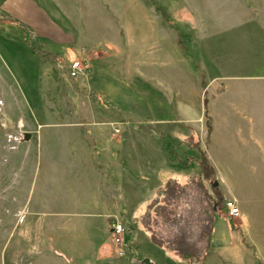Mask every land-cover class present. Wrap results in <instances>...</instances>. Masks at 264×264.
<instances>
[{"label": "rangeland", "instance_id": "rangeland-1", "mask_svg": "<svg viewBox=\"0 0 264 264\" xmlns=\"http://www.w3.org/2000/svg\"><path fill=\"white\" fill-rule=\"evenodd\" d=\"M53 1L61 16H69L68 23L79 20V26H75L76 37L80 47L86 49L85 56L75 48L70 55L60 52L63 60L47 61L39 58L37 52L41 48L31 34L25 32L15 40L9 35L0 37V264H3L5 240L3 180L9 179L10 174L12 178L14 169L19 162H25L29 150L32 166H47L50 156L44 141L41 148L37 140L40 132H75L82 138L90 132L99 149L103 132L117 137L141 131L136 139L147 141L149 137L142 133H151L169 151L172 162L186 164V172H192L199 169L193 164L192 153L199 150L201 160L209 142L207 124L210 128L212 124L215 137L220 140L216 147L209 148L215 160L222 164L217 173L218 182L214 179L216 185L220 182L226 195L228 184L232 185L231 190L255 195L250 197L248 208L244 207L248 213L241 228L238 218L230 219L225 211L220 214L232 230L246 233L245 237L258 251L253 252L255 264H264V198L261 195V192L264 194V168L253 165L251 170L229 171L227 162L244 166L247 157L224 139L236 133L264 134V108L252 109L258 121L253 123V117L249 118L242 106L240 109L224 103L231 97L223 98L222 93L232 83L222 79L211 81L218 74H227L235 64L242 67L243 62L254 76H264V0ZM1 20L5 19L0 15ZM3 45L7 49L3 50ZM26 48L36 54L40 66L27 60ZM73 63H79V71L71 78L69 69ZM15 64L24 66L25 70L16 69ZM249 85L256 103L264 100V80L252 81ZM169 87L170 99L165 98L164 106L162 90ZM184 99L187 105L194 103L198 110L204 106L203 116L192 124L172 121L176 104ZM236 114L246 118L250 126ZM154 115H164L171 123L155 124ZM17 174L19 179L24 172L17 171ZM31 179L34 185L39 184L33 173ZM204 188L206 193H211L210 184L206 183ZM178 193L176 186L170 185L165 201L180 197ZM32 194L33 190L30 198ZM156 212L163 215L165 208H158ZM159 219L150 221L148 226L149 233L158 239L163 236L158 233ZM222 221L221 218L218 223L225 228ZM121 223L129 246L131 227L124 221ZM139 241L138 264L151 244L143 236ZM237 252L234 255L238 263ZM244 254L242 264H253L252 255Z\"/></svg>", "mask_w": 264, "mask_h": 264}, {"label": "crops", "instance_id": "crops-1", "mask_svg": "<svg viewBox=\"0 0 264 264\" xmlns=\"http://www.w3.org/2000/svg\"><path fill=\"white\" fill-rule=\"evenodd\" d=\"M59 10L53 0H3L0 3V15L5 20L0 21V37L9 35L15 40L23 37L26 32L36 38L41 48L39 51L55 55L60 60L64 59L60 52L70 55L75 48L85 56L86 49L80 47L76 37L75 26L77 27L79 20L68 23L69 16H61ZM3 46V50L8 47ZM43 46L46 50H43ZM25 55L32 65L35 63L37 67L40 66L36 54H31L26 48ZM14 67L25 70L24 66ZM252 75L250 67H245L243 62L242 67L239 63L235 64L227 74H218L211 81L222 79L232 83L222 93L223 98L226 95L231 97L224 103L240 109L239 106H242L247 116L253 117V123L256 124L258 121H255L254 110L264 108V100L256 103L249 84L264 80V76ZM162 93L163 100L170 99V87L162 90ZM186 103L184 99L182 103L179 101L176 104V113L172 118L174 123L192 124L203 116L204 106L202 110H198L194 103ZM155 106L154 109L157 108ZM160 116L162 117L152 116L153 123H171L166 116ZM238 116L236 114L241 122L250 126L246 118ZM139 132H128L125 136L117 137L103 132L98 142L100 149L94 144V134L90 132L85 138L75 132H40L37 140L40 141L41 148V142L44 141L46 153L50 156L47 166H32V161L29 163L32 151L29 150L25 162H19L18 168L14 169L12 178L10 174L9 179L3 180V264H136L139 253L137 244L142 236L151 244L149 252L141 256L140 264L145 259L150 264H242L244 253H250L252 257L253 252L258 253L255 245L245 237L246 233L243 230H232L221 214H216L209 249L200 262L185 260L164 246L151 242L148 226L150 221L157 220L159 216H156V209L165 206L164 189L167 185L185 187L196 178L202 179L198 164L200 151L195 150L191 155L193 164H197L199 169L186 172L187 165L172 162L169 151L160 145L153 134L142 133L149 137L147 141L136 139ZM260 133L224 136L228 143L232 142L231 146L240 150L243 157H247L244 166L240 164L237 167L231 161L227 162L229 171L251 170L253 165L263 170L264 148H261V144L264 145V134ZM219 141L211 124L204 157L213 169L217 182V173L222 164L215 160L209 148L216 147ZM222 145L226 148V144ZM252 157L255 160H251ZM17 171L24 172L19 179ZM32 173L39 180L38 185L30 180ZM217 185L223 199L233 200L238 207L240 216L237 221L241 228L242 220L247 219L248 212L245 208H248L250 197L255 198V195L247 194L249 191L242 193L231 190V184L226 185V195L220 182ZM210 192L207 195L211 196L212 191ZM261 195L264 198L263 192ZM261 195L258 197L261 198ZM221 218L225 228L218 223ZM113 221H124L131 227L129 246L123 257L115 254L109 238ZM125 236L127 242L126 232ZM235 251H238V263ZM255 262L253 257V264Z\"/></svg>", "mask_w": 264, "mask_h": 264}, {"label": "trees", "instance_id": "trees-1", "mask_svg": "<svg viewBox=\"0 0 264 264\" xmlns=\"http://www.w3.org/2000/svg\"><path fill=\"white\" fill-rule=\"evenodd\" d=\"M37 53L43 60H60L57 56L46 52ZM207 122L209 123V118ZM207 127V138H209L211 128L209 124ZM198 164L202 179L196 178L185 187L175 185L180 197L166 200L165 206L162 207L165 208L164 214L156 215L161 219H159L158 233L159 236L162 234L163 236L158 239L157 235L152 233L150 237L153 244L164 246L179 257L195 262H200L209 249L210 234L216 214L225 211L222 205L223 197L214 181L213 169L208 165L204 155ZM206 183L211 186L212 196L206 193L204 188ZM170 185L168 184L164 189L165 195Z\"/></svg>", "mask_w": 264, "mask_h": 264}, {"label": "built area", "instance_id": "built-area-1", "mask_svg": "<svg viewBox=\"0 0 264 264\" xmlns=\"http://www.w3.org/2000/svg\"><path fill=\"white\" fill-rule=\"evenodd\" d=\"M79 71V64L73 63L69 69V75L71 78L77 76ZM225 212L230 219H236L240 216V211L235 202L226 200L224 203ZM110 238L114 248L115 254L119 257H123L128 249L126 242L125 229L120 221H113L111 223Z\"/></svg>", "mask_w": 264, "mask_h": 264}, {"label": "water", "instance_id": "water-1", "mask_svg": "<svg viewBox=\"0 0 264 264\" xmlns=\"http://www.w3.org/2000/svg\"><path fill=\"white\" fill-rule=\"evenodd\" d=\"M28 138V137H27ZM143 264H150L149 263V261L147 260V259H145L144 261H143Z\"/></svg>", "mask_w": 264, "mask_h": 264}]
</instances>
